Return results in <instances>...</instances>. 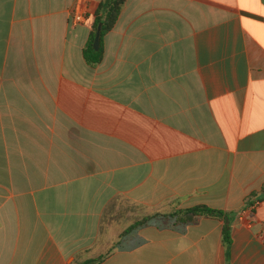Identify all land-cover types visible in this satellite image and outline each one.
I'll return each instance as SVG.
<instances>
[{
    "label": "crops",
    "instance_id": "obj_1",
    "mask_svg": "<svg viewBox=\"0 0 264 264\" xmlns=\"http://www.w3.org/2000/svg\"><path fill=\"white\" fill-rule=\"evenodd\" d=\"M102 1L0 0V264H264V0H126L90 67ZM196 206L228 250L211 218L121 238Z\"/></svg>",
    "mask_w": 264,
    "mask_h": 264
},
{
    "label": "trees",
    "instance_id": "obj_2",
    "mask_svg": "<svg viewBox=\"0 0 264 264\" xmlns=\"http://www.w3.org/2000/svg\"><path fill=\"white\" fill-rule=\"evenodd\" d=\"M126 0H103L95 14L91 23V33L89 40L83 49V58L87 65L94 67L102 60V41L115 26L121 11L125 5ZM99 34V49L93 48L95 37ZM158 217L170 218L174 226L187 225L197 218H211L222 222L221 238L222 243L228 250L231 246V229L234 220V214L231 212H222L211 209L206 206H196L185 210H173L170 213H154L146 216L140 221L135 222L121 234V238L131 233L133 230L149 224L152 220ZM104 257L89 260L82 264H99L103 261Z\"/></svg>",
    "mask_w": 264,
    "mask_h": 264
},
{
    "label": "rangeland",
    "instance_id": "obj_3",
    "mask_svg": "<svg viewBox=\"0 0 264 264\" xmlns=\"http://www.w3.org/2000/svg\"><path fill=\"white\" fill-rule=\"evenodd\" d=\"M116 204H118V207H120V206H122V205H120V203H116ZM120 211H108L107 213H111V221L109 222L107 219H109V214H107L106 216H105V218H106V224H107V221L110 223V224H108V225H113V224H116V223H118V222H120V220H121V216L119 215V214H116V213H119Z\"/></svg>",
    "mask_w": 264,
    "mask_h": 264
},
{
    "label": "built area",
    "instance_id": "obj_4",
    "mask_svg": "<svg viewBox=\"0 0 264 264\" xmlns=\"http://www.w3.org/2000/svg\"><path fill=\"white\" fill-rule=\"evenodd\" d=\"M80 6H77L73 12V24L78 25L85 22V18L81 13H78Z\"/></svg>",
    "mask_w": 264,
    "mask_h": 264
},
{
    "label": "water",
    "instance_id": "obj_5",
    "mask_svg": "<svg viewBox=\"0 0 264 264\" xmlns=\"http://www.w3.org/2000/svg\"><path fill=\"white\" fill-rule=\"evenodd\" d=\"M93 48L95 50H98L99 49V34L98 33H97V35L95 37L94 44H93Z\"/></svg>",
    "mask_w": 264,
    "mask_h": 264
}]
</instances>
